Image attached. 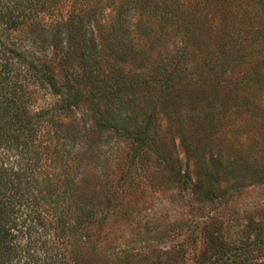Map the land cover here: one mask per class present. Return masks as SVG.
<instances>
[{"label":"rangeland","instance_id":"obj_1","mask_svg":"<svg viewBox=\"0 0 264 264\" xmlns=\"http://www.w3.org/2000/svg\"><path fill=\"white\" fill-rule=\"evenodd\" d=\"M126 1H97L93 31L86 19L73 24L68 70L108 77L104 96L55 111V122L72 130L55 135L43 122L34 141L35 179L47 200L60 196L72 228L67 250L79 264H264V0H157L159 9H130L132 40L121 34L125 43L109 56L100 34L109 33L114 10L156 2ZM54 8L56 19L77 13L70 0ZM9 36L27 46L26 35ZM52 51L48 44L40 55ZM136 76L148 84L114 94L112 86ZM27 90L34 111L57 99L37 85ZM149 115L138 148L126 132L143 129ZM102 121L124 132L102 130ZM46 227L54 242L55 227Z\"/></svg>","mask_w":264,"mask_h":264},{"label":"trees","instance_id":"obj_2","mask_svg":"<svg viewBox=\"0 0 264 264\" xmlns=\"http://www.w3.org/2000/svg\"><path fill=\"white\" fill-rule=\"evenodd\" d=\"M70 1L73 8L77 7V13L73 12L68 19L61 15L56 19L54 7L58 0H0V264H79L73 252L67 250V246L73 244L65 233L66 230L71 232L72 228L67 223L68 218L64 217V208L58 205L60 196L56 200H47L40 179H35V174L40 175L39 146L34 144L40 125L43 122L50 124L55 135L60 130H72L67 124L55 122V111L70 110L85 101L104 96L108 81V77L104 80V76L90 70L84 76L68 70L69 56L75 47L72 31L76 27L73 24L78 20L81 28L82 20L86 19L88 28L93 31L91 24L97 25L101 15L97 8L101 0ZM132 1H126V4ZM150 2L140 5L133 1L128 7L119 5L114 10L115 18L114 15L111 18L110 31L107 29L109 33L100 34L103 38L100 50L109 56L111 52L115 53L125 43L121 34L128 33L130 38L129 27L124 22L126 12L147 7L159 9L157 0L154 5ZM166 4L168 2L164 1L165 7ZM40 14L51 16V22L39 23ZM13 32L26 35L27 46L11 40L9 35ZM85 36L86 32H82L78 39L81 49L88 45ZM48 44L53 49L52 55L48 58L43 54L41 57ZM92 44H96L94 40ZM52 63L59 66L61 81L55 75ZM106 65L108 70L114 71L115 64L106 62ZM170 77L171 73H168L160 82L166 84ZM147 84L146 78L136 76L112 87L117 94ZM29 85H37L57 97L54 105L49 109L31 110ZM86 86L90 90H85ZM149 120L150 115L143 129L126 132L138 148L146 139ZM99 127L113 134L124 132L107 121H102ZM61 194L66 200V193ZM65 210L68 212V208ZM46 213L51 214V220L47 219ZM77 224H83V220L80 218ZM50 225L57 231L54 242L47 239L46 226Z\"/></svg>","mask_w":264,"mask_h":264}]
</instances>
